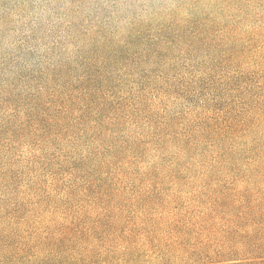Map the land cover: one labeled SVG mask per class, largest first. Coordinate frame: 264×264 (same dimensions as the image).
<instances>
[{
	"label": "rangeland",
	"instance_id": "1",
	"mask_svg": "<svg viewBox=\"0 0 264 264\" xmlns=\"http://www.w3.org/2000/svg\"><path fill=\"white\" fill-rule=\"evenodd\" d=\"M263 261L264 0H0V264Z\"/></svg>",
	"mask_w": 264,
	"mask_h": 264
},
{
	"label": "trees",
	"instance_id": "2",
	"mask_svg": "<svg viewBox=\"0 0 264 264\" xmlns=\"http://www.w3.org/2000/svg\"><path fill=\"white\" fill-rule=\"evenodd\" d=\"M91 92H92V91H89V89H88V92H87V93H91ZM87 95H88V94H87ZM226 121H227V120H226ZM226 121H225V122H226ZM228 123H229V124H227V126H232V125H231V122H228ZM235 128H236V127H235ZM261 264H264V261L261 262Z\"/></svg>",
	"mask_w": 264,
	"mask_h": 264
}]
</instances>
